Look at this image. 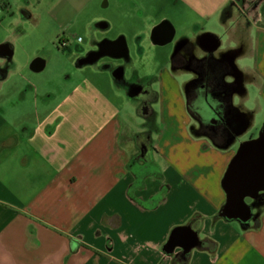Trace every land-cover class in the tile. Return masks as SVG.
I'll use <instances>...</instances> for the list:
<instances>
[{"label":"crops","instance_id":"crops-1","mask_svg":"<svg viewBox=\"0 0 264 264\" xmlns=\"http://www.w3.org/2000/svg\"><path fill=\"white\" fill-rule=\"evenodd\" d=\"M147 1L149 8L174 10L184 22L195 16L197 30H204L200 22L216 23L227 33L229 47L221 57L232 60L234 79L244 88L238 91L242 103L250 102L247 88L253 87L254 107L227 114L222 125L231 138L224 145L204 140L188 127L192 120L170 64L173 47L164 73L153 81L157 88L151 84L158 93L149 104L152 113H139L129 93L138 69L126 37L95 33L111 30L116 20L110 11L121 22L130 19L138 43L151 40L159 24L172 25L165 15L152 21L149 34L140 29L144 0H0V14L14 17L0 37V264H264V191L244 199L248 216L242 219L225 213L223 188L241 145L263 137L264 124L257 135L250 130L254 114H264V0ZM97 6L108 17L85 21L92 33L89 50L122 39L123 57L79 64L89 50L78 47L75 68L91 74L67 93L43 91L28 77L12 80L16 26L37 25L45 15L57 33L65 26L76 31V19ZM118 47L113 53H120ZM64 48L67 43L58 53L64 55ZM26 60L22 65L32 73L46 67L42 58ZM110 93L124 94L135 114H120ZM174 103L179 110L170 107ZM130 132L135 144L123 137Z\"/></svg>","mask_w":264,"mask_h":264},{"label":"rangeland","instance_id":"rangeland-1","mask_svg":"<svg viewBox=\"0 0 264 264\" xmlns=\"http://www.w3.org/2000/svg\"><path fill=\"white\" fill-rule=\"evenodd\" d=\"M144 7V11L142 10L143 13L141 15L143 21H139L136 24L139 25L140 29L143 28L145 33L148 32L149 34V30H151L149 25L152 23V21L154 23V21L158 20L159 18L164 17L165 15L168 16L176 31L175 36L170 43L162 46H157L151 42L148 36L145 39L140 40L141 42L138 43V39H136L134 36L136 29L132 26L130 19V22H121L120 16L116 11H110V16L112 15L113 19L116 20V22L112 24L113 27L111 28V30L107 34H100L97 32L95 33L96 37L99 38L118 37L119 35H121V33L126 37L130 52L134 60L136 59L134 65L135 67H137L138 71L135 72V76L133 74V79L136 80V83L154 84L155 82H157L155 81L156 79H160V77L162 76L161 73H164L163 69L164 66H166L165 64L168 65L167 58L169 53L172 51L173 47L176 46L177 42L183 40L180 39L181 35L186 36L189 39H193L195 36H198L200 34V31H203L204 33L208 32L214 34L219 38V41L221 42L219 50L217 51V53H215V55L219 54L220 57L222 56L225 48L229 47L227 46L228 34L225 33L220 27H218L216 23L207 24L200 22L199 25L204 30H197L195 29V27L198 26L195 24V22L197 21L195 16L190 17L193 20V23L184 22L182 19H180L181 17L179 16V14L177 12H174V10L170 11L168 8H149L147 0H144ZM91 10L83 13L79 17V19H76L74 23L75 29H77L76 31L65 26L62 31L57 33L55 31L56 26L52 22L43 19L45 15L41 16L38 19L37 25L27 23L23 26H16L15 35L17 34V38L16 40L14 39L15 42L13 44L15 51L12 59V65L14 67L12 80L16 82H23L24 79L28 77L32 80H35V82L37 81L36 83L38 84L39 89H42L43 91L46 90L47 92L57 95V90L62 89L65 93H67L66 91L71 89L73 85L80 81L82 78L88 76V74L90 76L91 73H89V70L78 71V69L75 68V56L77 54L76 52L78 50V47H81L84 51H86L89 50L91 44L92 33H90L89 31L91 30L86 27L85 21L94 16L96 20L108 17V12H106L105 8L101 9L97 6L93 11ZM15 17H17V10H15ZM13 18L6 17L4 12L0 14V37H3L8 30L7 21ZM158 23H160V21L156 22L154 26ZM22 33L23 36L20 37L19 34ZM78 37L80 38L79 40ZM65 43H67L68 48H64L63 52H65V54L62 55L58 53L57 47L62 48V45ZM138 46L141 48V51L138 49ZM68 51L73 53L71 57L68 55ZM34 58H42L46 61L45 69L37 74L29 71L27 67L25 69V67H23L22 65L26 59V61H28L29 59L32 60ZM174 73H176L174 74V79L179 85L180 93L185 96L186 83L189 81L191 76L184 68L178 69ZM127 74L128 72L126 73V75ZM63 78H65V81L68 82H65L67 83V85L62 88V84L64 83ZM223 79L228 83L232 82L233 80L235 81L234 77L228 74L224 75ZM156 88L157 86L155 83L153 89ZM242 89L244 88H240L239 86L237 87V93L235 92L234 96H232L231 98V102L229 103L230 112L228 114H248L243 113L241 107L243 105L244 107H247L249 109L254 107V103L252 102V98L255 95L253 87L249 86V88H247L251 100L250 102L246 103H242L239 100L238 91ZM110 96L112 97V100L114 101L116 106L119 107L120 114H135L133 113L134 110L132 109L131 104L126 100L124 94L119 95V97L114 94H111ZM171 105L172 106L170 107L172 109H180L177 103ZM187 105L189 107L188 103ZM154 107L157 108V106ZM139 113H141V110H139ZM188 115H190L192 120V123L188 127H195L196 133H202V135L204 134L202 138L207 142H209L207 138L211 140L210 136L215 141L221 142L223 140L224 132L228 133V131H226V128L224 127V129L222 127V124L227 121V114ZM263 124L264 114H254L253 126L250 131H252L254 135H257ZM129 125L130 129L134 131L137 127V119H131V124ZM123 137H125L127 141L131 142L132 144L136 141L131 132L129 133V135H124ZM138 143L139 145H142L145 142H143L142 138H140L138 140ZM134 158H138V156Z\"/></svg>","mask_w":264,"mask_h":264},{"label":"flooded vegetation","instance_id":"flooded-vegetation-1","mask_svg":"<svg viewBox=\"0 0 264 264\" xmlns=\"http://www.w3.org/2000/svg\"><path fill=\"white\" fill-rule=\"evenodd\" d=\"M201 38L202 35H198L193 39H183L177 42L175 52L171 57L170 64L173 70L184 68L191 76L186 83L185 96L183 95L189 104L188 107L186 103V113L228 114L230 112L229 103L239 85L236 80L226 82L223 76L228 74L236 77L237 71L230 57L222 59L219 54L215 55L219 50V41L217 48L210 50L209 41ZM97 50L87 51L78 59V63L85 64L84 60ZM117 71H122V69L118 68ZM128 83L130 96L140 104L139 110L145 114L152 113L149 104L157 100L158 93L151 88V84L136 83L131 80Z\"/></svg>","mask_w":264,"mask_h":264},{"label":"water","instance_id":"water-1","mask_svg":"<svg viewBox=\"0 0 264 264\" xmlns=\"http://www.w3.org/2000/svg\"><path fill=\"white\" fill-rule=\"evenodd\" d=\"M173 37L174 28L168 22L159 24L151 32V40L156 45H165L171 42ZM201 39L209 41L210 50H214L218 46V40L211 34H204ZM117 47L120 53L115 54L113 50ZM3 51L6 54L9 53L6 49ZM125 54L124 40H104L99 44V50L91 53L84 61L92 63L104 55L120 58ZM35 67H41L39 61H36ZM262 133L263 137L242 144L228 166L223 179V188L227 193L226 214L246 219L248 208L244 205V199L246 197L255 198L259 192L264 191V128ZM173 245L174 236L167 244L170 251L173 249Z\"/></svg>","mask_w":264,"mask_h":264},{"label":"trees","instance_id":"trees-1","mask_svg":"<svg viewBox=\"0 0 264 264\" xmlns=\"http://www.w3.org/2000/svg\"><path fill=\"white\" fill-rule=\"evenodd\" d=\"M223 127V126H222ZM224 128V127H223ZM225 129V128H224ZM227 131V130H226ZM210 138L212 139V141L218 145V146H221V145H224L230 138H231V135L229 134V132H224V136H223V140L221 142H217L215 141L211 136Z\"/></svg>","mask_w":264,"mask_h":264}]
</instances>
